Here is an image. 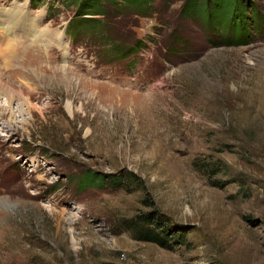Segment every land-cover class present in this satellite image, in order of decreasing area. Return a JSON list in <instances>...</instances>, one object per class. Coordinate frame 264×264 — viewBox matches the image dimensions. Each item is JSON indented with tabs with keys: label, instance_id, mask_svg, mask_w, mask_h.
I'll return each mask as SVG.
<instances>
[{
	"label": "rangeland",
	"instance_id": "374dc122",
	"mask_svg": "<svg viewBox=\"0 0 264 264\" xmlns=\"http://www.w3.org/2000/svg\"><path fill=\"white\" fill-rule=\"evenodd\" d=\"M186 1L76 36L79 1L0 0V30L31 23L2 31L27 47L0 59L21 93L0 100V264H264V31L221 45ZM155 213L183 245L136 237Z\"/></svg>",
	"mask_w": 264,
	"mask_h": 264
},
{
	"label": "trees",
	"instance_id": "16d2710c",
	"mask_svg": "<svg viewBox=\"0 0 264 264\" xmlns=\"http://www.w3.org/2000/svg\"><path fill=\"white\" fill-rule=\"evenodd\" d=\"M71 3H76L79 1L78 14L80 18L76 21L71 20L72 26L70 31L76 36L79 33L84 32L89 34L90 29H102L104 28L107 21L109 22L110 15H119L125 11H131L136 13V15H141L143 17H150L152 10V3L156 0H69ZM207 0H187L184 4L181 12L183 13L182 18L194 19L198 17H203L206 20V24L210 30H213V35L216 36L217 40L222 41L221 45H233L241 46L248 44L254 40L255 34H262L264 31V15L262 14V8L257 5L258 0H212L210 5L207 4ZM109 5L110 9H107ZM203 8L204 12H203ZM200 15V16H199ZM216 16V17H214ZM103 17V19H99ZM229 19L227 22L226 20ZM227 22V23H226ZM224 25V26H223ZM73 28V29H72ZM85 28H87L85 30ZM223 29L225 32H229V36L218 37V33H222ZM94 32V31H93ZM91 34V33H90ZM254 34V35H253ZM115 43V40L110 42V46L113 52L119 55H127L128 57L132 54L133 48L121 49ZM135 50L137 48H134ZM128 183H136L137 177L133 174H128ZM87 180L91 183H86L84 180V186H103L105 184H112L114 187H126V178L118 177L114 180L108 181L104 180L103 176H94L91 172L86 174ZM88 184V185H85ZM140 223H133L136 227H131L136 233L140 230V225H144V229L137 234V238L141 241H147L155 243L163 248H172L169 246L171 242V234L174 236V241L176 245H183L185 242V237L181 232L172 233L168 229L163 217L158 213L153 215H145L144 217L138 218ZM128 226V223H126ZM138 225V226H137Z\"/></svg>",
	"mask_w": 264,
	"mask_h": 264
},
{
	"label": "bare ground",
	"instance_id": "6f19581e",
	"mask_svg": "<svg viewBox=\"0 0 264 264\" xmlns=\"http://www.w3.org/2000/svg\"><path fill=\"white\" fill-rule=\"evenodd\" d=\"M24 12H28V8L24 7ZM19 15H17V16H19ZM8 16H10V18H9V21H10L9 22V27L8 28H4L3 27V29L0 30V49H2V50H0L1 51L0 52V56H2V59L5 61L4 62V68L5 69H9V67H10L9 65L11 64L10 62H11V60L14 57V53H15V57H16L15 60H17V54L16 53H20V51H21L20 50L19 52H16L17 44H18V46H20V49H26L27 46L25 47L24 45H22V44H20L18 42L20 40V38H24V37H21V36L17 35V38H18V41H17L15 37H11L12 39L7 38L5 36V34H3L2 31H4V29H7V32H9V33H14L15 32V34H17V31H19L21 29L25 30L31 24V23H29L27 21V23L24 26L20 27L19 24L21 23L22 20H20L19 18H17V20H16L15 19L16 15H10L9 14ZM3 22L4 21L0 18L1 25H4V24L8 23L6 21L4 23ZM30 28H27L26 30H28ZM8 45H10V47ZM6 47H8V48H6ZM66 55H67V53H66ZM66 72H68V71L64 70V73H66ZM15 95H17L18 97L19 96L21 97V93L13 92L12 88L9 85L3 83L0 80V100L2 99L1 98L2 96L5 97V99H6L7 103H8V107L11 110H12V103L14 102ZM68 107H69V110H71V103H69ZM0 110H1V107H0Z\"/></svg>",
	"mask_w": 264,
	"mask_h": 264
}]
</instances>
